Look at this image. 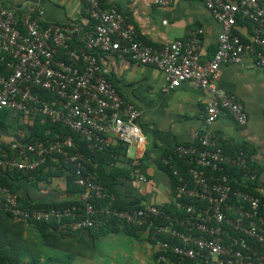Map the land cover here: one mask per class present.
Returning a JSON list of instances; mask_svg holds the SVG:
<instances>
[{
	"label": "built area",
	"instance_id": "2783aa9c",
	"mask_svg": "<svg viewBox=\"0 0 264 264\" xmlns=\"http://www.w3.org/2000/svg\"><path fill=\"white\" fill-rule=\"evenodd\" d=\"M83 1L91 25L79 39L76 24L43 25L33 7L19 15L0 5V113L8 112L18 124L31 126V120L40 118L61 125L84 142L90 155L113 142L127 148L143 144L141 111L104 75L97 56L104 53L156 68L168 89L191 82L206 92L207 128L196 145L179 144L172 150L186 171L162 159L176 183L172 210L147 205L131 212L106 202L107 189L86 169L91 158L78 150L71 136L45 131V139L28 136L17 142L0 134V174L20 172L31 180L39 169L43 174H63L71 168L73 184L82 190L70 205L34 208L32 203L22 205L19 195L0 183V211L31 226L55 223L72 232L96 231L109 221L132 226L146 234L158 264H264V200L246 186L232 187L227 172L241 171L245 184L254 183L258 175L242 151L224 153L208 129L222 114L238 128L247 124L243 104L216 83L222 65L243 64L250 58L249 68L264 70V0H198L221 27L215 51L206 60L201 28L161 46L149 45L116 7L101 8V0ZM174 2L152 0L159 7ZM238 21L249 25L248 40L237 33ZM262 139L264 144V129ZM139 180L145 182L143 177Z\"/></svg>",
	"mask_w": 264,
	"mask_h": 264
},
{
	"label": "crops",
	"instance_id": "0c3cea01",
	"mask_svg": "<svg viewBox=\"0 0 264 264\" xmlns=\"http://www.w3.org/2000/svg\"><path fill=\"white\" fill-rule=\"evenodd\" d=\"M0 5L19 15L27 7H33L43 25L76 24L80 30L78 39L91 25L83 0H0ZM104 5L107 8L116 7L126 17L127 24L137 37L146 44L161 46L186 37L193 29L201 28L203 60L210 59L215 51L221 27L198 0H175L166 7L156 6L152 0H104ZM236 31L243 40L249 39L247 23H238ZM56 56L61 59L64 54L56 51ZM97 56L104 75L117 88L121 97L141 111L139 127L145 141L138 146L126 147L125 156L119 157L118 166L129 179L122 177L117 189L121 196L138 201L140 207L164 205L172 210L176 183L169 169L162 164L165 158L162 156L165 153L174 158L172 150L179 144H197L199 133L207 128L204 107L209 99L208 94L191 82H183L176 89H168L163 74L152 66H141L115 54L98 53ZM250 64L251 59L248 58L243 64L222 65L216 83L218 88L235 95L243 104L248 117L246 126L238 128L229 115L222 114L208 129L217 138L218 146L228 155H231V150L233 153L237 148L246 149L249 168L258 175L257 180L251 183L253 192L264 200V156L261 155L264 150V70L249 68ZM0 115L2 117V113ZM5 123V128L0 127L3 138L17 142L28 138L30 124ZM140 177L145 178V182L140 181ZM14 184L17 194L29 203L70 202L77 199L66 193L64 179L59 176L48 183L20 177ZM52 187L57 190L50 191ZM6 221L13 222L10 224L16 222L9 217ZM20 229L22 264H28L37 254L40 257L38 264H44L49 259L63 263L69 253L73 255L71 264H158L153 245L140 230L136 236L120 229L117 233L96 239L89 232L63 238L62 242H74L80 241L82 235L94 248L95 253L88 256L85 250L77 254L44 245L34 226L23 223ZM8 241L14 243L10 237L4 243Z\"/></svg>",
	"mask_w": 264,
	"mask_h": 264
},
{
	"label": "trees",
	"instance_id": "16d2710c",
	"mask_svg": "<svg viewBox=\"0 0 264 264\" xmlns=\"http://www.w3.org/2000/svg\"><path fill=\"white\" fill-rule=\"evenodd\" d=\"M101 8H107L104 5V0H101L100 2ZM240 23V21H238ZM60 59V58H59ZM62 60L65 59V56L61 58ZM2 117L0 115V127L5 128L6 123L5 121H11L13 123V119L10 116V114L6 111L1 112ZM0 113V114H1ZM15 122V121H14ZM31 126H30V134L29 137H32V139H45L46 134L45 131H49L51 134H61L63 136H71L74 140L75 145L77 146L78 150L85 153L87 156L91 158V165H87L86 169L88 172H91L94 174V182L96 184H99L107 189V200L106 202H111L112 205L119 209L124 211L131 212L134 209L140 208L138 201L134 200L133 198L123 197L121 196V193L117 189L119 186V181L122 177L125 176L126 179H129L127 174L123 169H121L118 166V160L120 156H125V150L126 146L122 145L120 142H116L114 146L109 145L108 147L104 148L100 153L97 155H90L88 150L85 147L84 142L80 141L79 137L77 135H74L71 133L68 129L61 125H51L48 122H41L40 118H36L34 120H31ZM50 135L49 137H51ZM220 147V146H219ZM220 149L227 154V151H224L222 147ZM242 151L243 154L248 155L246 152V149L241 147L237 148L233 153L232 150L229 151L231 155H235L238 152ZM228 152V153H229ZM162 157H165L170 160L171 164L177 166L180 170L186 171V166L179 161L175 160L174 158H171L168 154H163ZM250 167V165H249ZM252 169V168H250ZM210 172H206V176L210 178ZM227 175H229L230 184L232 187H241L244 188L246 186V190H248L250 193L255 194L253 192V186L251 183H243L242 181V172L237 170L236 168H232L227 172ZM34 179L37 181H43V182H49L53 177H63L64 179V188L66 193L71 194L73 196H78L82 190L75 186L73 184L74 179V172L71 168L67 169L66 173L61 174H43L42 170L39 169L36 172L32 174ZM26 178V174H22L20 172H10L6 171L2 174H0V183L3 185H7L13 192H16L17 186L14 184V181H16L19 178ZM17 193V192H16ZM20 202L25 205H31L28 201L25 200L24 197L19 196ZM76 202V200H71L70 202H54V201H47V202H34L32 203L34 205V208H50V207H61L70 205L71 203ZM105 202V203H106ZM103 204V202H102ZM100 204V205H102ZM98 206V204L96 203ZM7 217L2 211H0V229H4V232H7L6 235L3 234L2 237H0V264H22V253L23 249L21 248V229L20 225L23 224L21 221L15 222V224H10L13 222L8 223ZM11 219V218H10ZM37 231L40 234L41 240L44 245H47L49 247H56L60 249H65L69 252H75L77 254H80L79 251L85 250L88 253V256H92L94 253L93 245L85 239L82 235L79 239L80 241H74L76 243H82L80 245H75V243L71 240H68L66 242H62L63 238L66 237H75L82 232H89L90 235L94 239L105 236L109 233H117L120 231V229H123V231L127 234L137 235L139 229L134 228L132 226L124 225L120 226L116 224L114 221H109L105 227L99 228L96 231L91 230H85V231H78V232H72L70 229L63 230L59 225L55 223L50 224H36L33 225ZM122 227V228H121ZM9 235L10 238L14 240V243L11 242H5V239H7V236ZM86 242V243H83ZM21 253V254H20ZM73 255L69 253V255L66 256V259L63 263L57 262L54 260H47L44 264H71V261L73 259ZM40 261L39 254L35 255L28 264H38Z\"/></svg>",
	"mask_w": 264,
	"mask_h": 264
},
{
	"label": "rangeland",
	"instance_id": "374dc122",
	"mask_svg": "<svg viewBox=\"0 0 264 264\" xmlns=\"http://www.w3.org/2000/svg\"><path fill=\"white\" fill-rule=\"evenodd\" d=\"M130 154L132 155V150L130 151ZM56 187H52V188H49V190L51 191H54V190H57V188L55 189ZM54 189V190H53ZM3 234L4 235H6L7 234V232H4V229L2 230V229H0V237H2L3 236ZM7 237H9V235L7 236ZM95 253V252H94ZM93 253V254H94ZM21 254V253H20ZM40 264H42V263H40Z\"/></svg>",
	"mask_w": 264,
	"mask_h": 264
}]
</instances>
